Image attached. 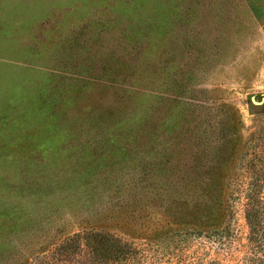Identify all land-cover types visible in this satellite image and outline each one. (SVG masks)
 <instances>
[{"label": "rangeland", "instance_id": "obj_1", "mask_svg": "<svg viewBox=\"0 0 264 264\" xmlns=\"http://www.w3.org/2000/svg\"><path fill=\"white\" fill-rule=\"evenodd\" d=\"M184 143L210 190L171 182ZM255 182L264 204V0H0V264L93 231L243 264Z\"/></svg>", "mask_w": 264, "mask_h": 264}, {"label": "trees", "instance_id": "obj_2", "mask_svg": "<svg viewBox=\"0 0 264 264\" xmlns=\"http://www.w3.org/2000/svg\"><path fill=\"white\" fill-rule=\"evenodd\" d=\"M176 153L173 154L175 158H178L182 155L180 148H184L187 156L186 159H176L172 162L173 166V175L171 177V182L176 185H179L183 179V182L186 181V175L188 171L185 169L189 167L192 171L191 176H187L188 180H191L193 184L192 187L201 189L202 191H207L211 189V182L213 183L212 176H205L207 173V167H213V165L208 164V162L202 157L197 155H192L194 152L193 147L189 143H184L175 145ZM174 153V152H173ZM204 171V172H203ZM201 172V173H200ZM260 180V179H258ZM257 182L249 183L247 185V219L250 226V252L247 259L243 264H264V223L261 221L260 217L264 214V204L261 203L263 200L257 192ZM179 191L178 193H180ZM209 192V191H208ZM207 201V200H206ZM208 205L207 211L212 207V204ZM80 238L81 241H84L83 246L80 249V252L71 254L70 250L74 248L76 243L75 237H69L68 241L61 243L58 248L54 251L53 257L55 260L52 264H150L152 263L149 257H140L137 253L128 250H123V247H127L119 239H114L109 235L102 234L97 231L84 233L83 235L76 236ZM93 238V240H91ZM94 241V245L92 243ZM95 242L103 243L107 245V252H101L98 245H95ZM88 250V251H87ZM206 264H219L217 261H211Z\"/></svg>", "mask_w": 264, "mask_h": 264}]
</instances>
